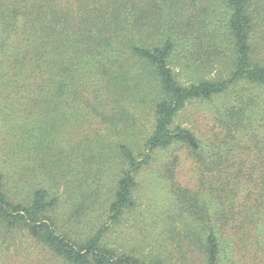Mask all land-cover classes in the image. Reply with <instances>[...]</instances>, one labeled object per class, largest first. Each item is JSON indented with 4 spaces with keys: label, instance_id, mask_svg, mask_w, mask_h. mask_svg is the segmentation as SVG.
<instances>
[{
    "label": "rangeland",
    "instance_id": "obj_1",
    "mask_svg": "<svg viewBox=\"0 0 264 264\" xmlns=\"http://www.w3.org/2000/svg\"><path fill=\"white\" fill-rule=\"evenodd\" d=\"M214 9L223 31L226 3L214 0ZM190 14L187 9L183 12L185 17ZM263 15L264 10L258 19ZM260 35L257 28L258 41ZM184 45H192L191 40L178 45L169 62L176 78L186 84L215 77L216 72L200 62L201 56L190 58ZM126 61L127 72L118 70L119 81L111 79L116 92L107 94L105 79L97 73L77 93L56 91L59 96L40 107L32 101L38 95L33 88L14 103L5 99V74L1 75L5 66L0 67L3 190L13 203L25 205L35 190L45 189L47 197L57 199L47 212L55 228L75 241L88 239L106 221L126 168L118 145L126 144L135 154L144 151L154 125V106L163 97L151 65L128 57ZM90 73L77 70V76ZM93 89L109 104H95ZM240 98L256 101L250 111L254 140L249 135L240 141L224 138L227 110ZM173 124L197 136L201 147L196 153L202 163L180 144L154 150L149 164L135 175L134 206L109 226L102 245L147 264H205L209 222L219 237L220 264H264V223L259 220L264 213V87L241 82L223 95L191 100ZM215 161H221L226 177L228 172L238 174L230 191L208 173L206 167ZM242 176L250 180H241ZM235 223L241 227H232ZM0 264L70 263L24 226L8 228L0 220Z\"/></svg>",
    "mask_w": 264,
    "mask_h": 264
},
{
    "label": "trees",
    "instance_id": "obj_2",
    "mask_svg": "<svg viewBox=\"0 0 264 264\" xmlns=\"http://www.w3.org/2000/svg\"><path fill=\"white\" fill-rule=\"evenodd\" d=\"M220 1L228 9L223 31L215 21L214 0H0V67L5 66L1 71V75L5 74V99L14 103L23 94L36 90L38 95L32 98L37 103L35 107L49 105L59 96L56 91L61 95L75 94L85 84H91V77L97 73L105 79L103 89L107 94L116 92L111 79L119 81L118 70L127 72V57L153 67L163 94L154 106V125L144 151L135 154L126 144L118 145L126 168L117 181L107 219L92 236L75 241L58 232L47 214L57 199L47 197L45 189L35 190L29 204L13 203L3 190L0 174V220L6 227L24 226L70 264H147L102 245L109 226L119 222L124 212L134 206L136 173L149 164L156 149L180 144L195 154L200 150V141L190 129L173 124L189 101L223 95L241 82L264 87V15L258 19L264 0ZM186 9L191 12L188 17L183 15ZM257 28L261 33L259 41ZM190 40L192 45H184L190 58L201 56L198 60L215 71V77L186 84L176 78L170 59L177 53L178 45ZM77 70L92 72L77 76ZM92 91L95 104H109L98 96V89ZM237 102L227 110L224 138L240 141L249 135L254 140L250 111L256 101L240 98ZM94 110L98 113L97 107ZM258 142L257 138L255 143ZM209 164L206 169L210 176L230 191L238 174L228 172L226 177L221 161ZM241 180L250 178L242 176ZM259 220L264 223V213ZM236 225L232 227H241ZM206 226L205 264H220L216 226L209 222Z\"/></svg>",
    "mask_w": 264,
    "mask_h": 264
}]
</instances>
